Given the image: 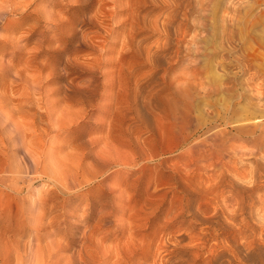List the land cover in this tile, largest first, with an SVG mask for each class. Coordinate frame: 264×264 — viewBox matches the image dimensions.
Returning a JSON list of instances; mask_svg holds the SVG:
<instances>
[{
  "label": "rangeland",
  "instance_id": "rangeland-1",
  "mask_svg": "<svg viewBox=\"0 0 264 264\" xmlns=\"http://www.w3.org/2000/svg\"><path fill=\"white\" fill-rule=\"evenodd\" d=\"M222 24L264 68V0H0V147L15 128L25 140L0 149V264H264V189L232 219L174 178L206 124L242 170L230 146L264 142L238 86L208 94ZM187 108L202 128H183Z\"/></svg>",
  "mask_w": 264,
  "mask_h": 264
},
{
  "label": "bare ground",
  "instance_id": "bare-ground-1",
  "mask_svg": "<svg viewBox=\"0 0 264 264\" xmlns=\"http://www.w3.org/2000/svg\"><path fill=\"white\" fill-rule=\"evenodd\" d=\"M188 4L191 5L192 3L190 4V2H189ZM181 6H182V4H181ZM185 6H187V5H185ZM177 8L179 9V7H177ZM177 8L175 9L174 14L172 13L173 11L171 12L173 14L172 16L174 18L175 17H178L177 14H176V10H178ZM186 9H188V7ZM177 13H179V12L177 11ZM185 18H187V17H185ZM224 19H225L226 22H228V23L231 24L230 21L232 19L231 20L230 19L227 20L225 17H224ZM170 21H172V19L169 20V21L166 20L165 23L170 22ZM233 21L236 23V19L233 20ZM176 22H174V23H176ZM185 22H184V24H187ZM222 25H224V26H222L223 30L222 29L221 30L223 31L224 34L225 33L228 34L227 31H229V29L224 28L226 24H222ZM167 26H169V23H168V25L166 24V26H164V27H166V29H167L168 28ZM181 27H182V24H181ZM182 28H185V27H182ZM228 28H230V27L228 26ZM177 31H178V29L175 28L174 32L176 33ZM232 31H229V34L230 35L229 34H228L229 36L226 35V38L224 37L225 36L224 34L221 37V38L225 39L224 40V41H226L225 44L227 43L228 46H231V47H225L223 44L222 45L219 44V45H221V48H222L221 50H223V51L220 54H212V58H210L211 60L209 62V65L212 67V71H211L212 81H211V84H210V86L208 88V89H210L208 91V94L209 95H212L213 92L219 91V90L220 91H225V92L232 91V89L234 87L238 86V91L241 92L240 93V98L243 99V100L248 101L251 104H253L256 107V109L262 114V116H264V68H262L259 64H256L252 60L243 59L242 56H239V55H236L235 54L236 51H234V50L238 49L239 47L237 48L236 47L237 44L235 45V43H236L235 42V39L236 38H234L233 35L231 34ZM180 32H182V31L180 30ZM180 32H178L179 35H180ZM175 33H174L173 36H175ZM181 34H183L184 38H186L188 36L187 30L186 31L184 30ZM234 36H235V34H234ZM184 38L182 39L183 40V43L185 42L184 41L185 40ZM172 39H176V38H172ZM182 40L180 41L181 44H182ZM177 42H178V40H177ZM194 42H196V41H194ZM220 43H224V42H221L220 41ZM189 45H191V44H189ZM196 45H197V43H196ZM179 47H177V50H180ZM219 47H218V49H219ZM165 49H167V48H165ZM196 49H198V48H196ZM188 50H189L188 55L191 56L190 48H188ZM173 52H176V50H173ZM192 52L195 53V51H193V50H192ZM197 52L200 53V51H197ZM171 54H170V56H171ZM177 54H179L178 51H177ZM172 56H174V55L172 54ZM239 74H243V75L248 76V77L246 79H244L243 81H240L239 80L238 82H236V79H237V77H238ZM174 82H177V80H175ZM175 84H173L174 88H175ZM174 88H173V90H174ZM184 88H185V86H184ZM199 88L201 90L205 91V87L202 84H200ZM177 91H178L180 97L181 96L182 97H185V99H186V97H189L188 96V93L185 92L186 94H184V91L185 90L183 91V89H181L180 87H177ZM187 99H189V98H187ZM172 101L173 100H171V102ZM183 101H184V99H183ZM168 102H169V100L167 101V103ZM185 106H187V105H185ZM165 113H167L166 110H165ZM182 120L185 121L184 122L185 123V125H184L185 127H183V125H182L183 128H195L193 130H196L197 128L198 129L199 128H202L205 125L204 123L203 124L202 123L201 124L195 123L194 117L192 116V114L189 113L188 108H187L186 111L183 112V114H182ZM183 121H182V124H183ZM154 124L156 125L155 122H154ZM153 127H154V125H153ZM248 127L249 128H264V124L257 125V126H248ZM206 128H208V130L205 133L208 134L210 131L211 132L209 133L208 136L206 135L207 137L205 136L206 138H204L203 140H201V141H198L199 139L196 140V141H198L196 143H194L193 140H192L193 143H190L191 142L190 140L195 135L190 136L189 134H191V133L188 132L187 133V135L189 136L188 137L184 133L187 136V138H183V139H186L184 143L186 145H188V144L189 145L187 147H185V144H184V147L185 148L181 152L180 159H179V161H178L177 164H180V167L183 170H186L187 169L186 170L187 171V173H186L187 175H180L178 173H175L174 174V178L175 177L176 178L178 177L177 178L178 179L177 185L179 186V188L183 192V195L186 198H188V200H190V201L195 196H202V198L203 197H206V198L209 197L212 200L221 201L223 207L225 208V209H223V211H227V210L233 211V214H231V218L232 219H235L236 216L239 213L242 214V212H244L246 210V208H249L250 211H251V213H253V210H254V207H255V196H256V194H257L258 191L264 189V142H260L259 144H257V145L254 146V149L253 150L250 149L248 151H239L241 149L237 148L236 146H233V145L230 146V150L232 149V152H236L237 155L239 154L241 156H250L251 162L249 163V165H245L243 167V170H242V169H240V166H239V163L240 162L239 161H226V156L229 154V148L228 149L225 148V146L223 145V143H219L218 144V143H216V141L215 142H211V140H213L214 136H210L211 133H212V131H213V130H210V128H213V127L210 126L209 124H206ZM6 131L3 128V133L2 134H5V136H6V133H7ZM14 131H15V134L14 135H10L7 138H3L1 140L2 148L0 147V149L7 150L5 152H8L9 151V148H10L11 144H12V146H15L16 144H18L21 141L20 142V145L22 146L25 143L24 137H22V134L24 136V133L18 132V129L17 128H15ZM212 134H214V133H212ZM15 142H17V143H15ZM15 150L16 151H19L20 150V147H16ZM11 151L13 152L14 151V148ZM163 165H164V163L160 161V166H163ZM188 171L190 173H188ZM21 173H23V172H21ZM191 173H193V176L192 177H191ZM183 174H185V173H183ZM188 178L191 179V181H189ZM196 178H197V180H196V182H194L193 180L196 179ZM2 183H4V182H2ZM172 184H173V182H172ZM238 188H241V190L243 191V193L246 194V195L241 194L238 191ZM16 189H17V187H16ZM145 204H147V203H145ZM143 207H144V205H143ZM195 216H197V217L199 216V211H196ZM213 216L216 217L215 214L212 215L211 217H213ZM209 220H207V218L204 219V221H206V223H208V224L211 223V224L216 225L217 222H218L217 221L216 224H215L214 220L213 221H209ZM219 223L217 225H219ZM242 227L243 226H241V228ZM218 229H221V228H218ZM225 229H227V228H225ZM206 231H207V229H206ZM241 234H242V239H244L245 241H247V239L254 238L253 236H254L255 232H252V234L251 233L249 234V232L246 229L242 228L241 229ZM139 240H140V238H139ZM126 243L128 244L129 242H126ZM194 244H192V245H194ZM245 245H246V243H245ZM234 247H236V246H234ZM173 261H175V260H173ZM186 262H189V261H186ZM230 264H232V261H230Z\"/></svg>",
  "mask_w": 264,
  "mask_h": 264
}]
</instances>
